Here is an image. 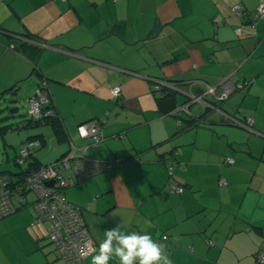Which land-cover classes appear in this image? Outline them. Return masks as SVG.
Wrapping results in <instances>:
<instances>
[{
    "label": "crops",
    "instance_id": "0c3cea01",
    "mask_svg": "<svg viewBox=\"0 0 264 264\" xmlns=\"http://www.w3.org/2000/svg\"><path fill=\"white\" fill-rule=\"evenodd\" d=\"M259 2L0 0V92L17 85L27 102L40 78L46 79L50 102L73 144L89 145L87 155L97 161L127 159L64 191L71 204L88 207L83 218L95 244L100 246L107 229L119 227L149 234L171 264H259L264 17L252 20ZM235 4L245 10L244 18L232 11ZM23 33L36 38L29 41ZM24 41L43 47L35 75L31 61L19 52ZM223 79L252 81L218 103L220 110L204 113L206 107L195 103L190 115L176 117L175 110L164 113L166 105L158 104L155 85L166 80H196L202 85L192 90L199 94L204 84L221 88ZM114 86L121 88L119 101L111 99ZM183 90L175 91L176 106L188 100L183 93L188 86ZM248 117L253 119L249 128L229 122L245 123ZM99 118L105 119V139L93 146L76 129ZM50 128L23 127L1 136L5 146H19L34 135L44 138ZM51 136L53 152L39 150L40 158L35 152L26 167L33 159L39 167L48 165L67 152V144ZM226 156L231 165L225 164ZM165 158L175 163L171 174ZM34 200L15 204L17 211L0 220L2 230L13 232L14 248L0 252V264H61L47 231L32 225ZM24 209L26 215L20 216ZM94 254L84 264H91ZM109 264H119L118 258Z\"/></svg>",
    "mask_w": 264,
    "mask_h": 264
},
{
    "label": "built area",
    "instance_id": "2783aa9c",
    "mask_svg": "<svg viewBox=\"0 0 264 264\" xmlns=\"http://www.w3.org/2000/svg\"><path fill=\"white\" fill-rule=\"evenodd\" d=\"M234 12L241 15L240 6L233 7ZM264 17V0L255 8L252 14L253 22L257 18ZM240 29L236 32L238 33ZM251 83L250 81L231 82L228 79H223L221 88L218 86L205 85V89L200 95L192 92H183L188 97L185 104L178 107L174 111L178 113L180 110H187L190 104H202V107H209L218 110L217 107L211 105L205 98L210 96L213 101L222 102L227 99L235 90H239ZM168 88L174 91H181L174 85L165 84ZM121 92L119 86L111 87L110 93L114 98H117ZM49 97L45 92L38 90L37 96L32 98L28 115L34 120L42 119L53 115L52 108H45L48 104ZM48 107V106H47ZM236 125H241L249 128L252 125V117H248L243 124L239 120L231 118ZM103 122V121H102ZM102 125L99 122L87 121L77 127V134L80 138H91L92 145L104 140L102 134ZM39 142V141H38ZM38 142L32 141L20 151L19 161L27 159L31 154L30 148H36ZM68 150L62 158L54 160L48 165L40 166L37 169H30L26 172L27 176L23 178H12L8 175L0 176V219L9 216L15 212V206L10 202L12 195L17 196L20 202H25L26 193H32L35 200L32 206L35 211V217L32 224L36 222L47 221L49 223L48 238L52 243H55L58 253L64 261V264H80L93 251V244L90 235L83 224V218L80 215V207L69 203L62 195L65 188L75 185V182L86 180L92 176H96L110 168L113 162L94 160L86 155V147H77L71 140L68 141ZM81 151L78 153L77 151ZM225 163L232 164L233 159L229 156L224 158ZM48 181H53L52 186L47 184ZM220 184L226 185L225 180H220ZM175 191L181 193L182 187L172 185ZM26 192L25 194L23 192ZM23 193V194H22ZM165 238V237H164ZM259 261L264 264V250L259 252Z\"/></svg>",
    "mask_w": 264,
    "mask_h": 264
},
{
    "label": "trees",
    "instance_id": "16d2710c",
    "mask_svg": "<svg viewBox=\"0 0 264 264\" xmlns=\"http://www.w3.org/2000/svg\"><path fill=\"white\" fill-rule=\"evenodd\" d=\"M62 1H67V0H62ZM260 3V2H259ZM240 6L239 4H235L234 6ZM234 6H232V11L234 12V10H233V7ZM240 8H241V12H242V14L241 15H243V18H244V16L246 15L245 13V10L244 9H242V7L240 6ZM256 8V7H255ZM244 10V11H243ZM255 11V10H254ZM236 13V12H235ZM254 13V12H253ZM237 14V13H236ZM240 15V16H241ZM257 19H259V18H257ZM256 19V20H257ZM256 22V21H255ZM254 22V23H255ZM237 30V29H236ZM24 34V33H23ZM24 35H26L25 37H26V39L27 40H29V41H34V39L36 38L35 37V35L33 36L32 34H30V33H25ZM29 41H24L22 44H21V46L19 47V52L22 54V55H24V57H26V58H28V60L29 61H31V63L33 64L32 66H33V71H32V74H36V73H38V71H39V69L36 67V65H35V61H36V59L39 57L38 55H39V53H40V51L42 50V46H40L39 44H33V43H31V42H29ZM247 81H252L251 79H248ZM247 81H245V82H247ZM162 84H158V85H155V90L157 91V93L159 94L158 96V99H157V101H158V104L160 105V104H162V103H164V105H166L165 107H167L166 108V110H162L164 113H166L167 111H172V110H178V107H180L181 105H183V104H185L186 102H183V103H181L179 106L177 105H175V102H176V95H177V93L174 91V90H172V89H170V88H168L167 86H164L165 84H168V85H174L176 88H179L181 91H184L183 89H185V87H187L188 86V91L187 92H189V90H190V92H192L193 94H196V95H200V93L201 92H203L204 91V89H205V85L206 84H204L203 85V90L201 89V92L199 93V94H197V93H195V92H193V87L194 86H196V85H200L199 84V82L198 81H196V80H188L187 81V83H185L184 81H176V82H171V81H168V80H166L165 81V83L164 82H161ZM183 84V85H182ZM185 84V85H184ZM202 85V84H201ZM248 85V84H247ZM47 87H48V83H47V80L46 79H43L42 77L40 78V82H39V85H38V87L36 88V92L31 96V97H29L28 98V100H27V103H28V109H27V112H26V115H27V118H26V120H24V126L23 127H38V125H48V126H50L51 128V133L53 134V136L54 137H56L57 138V140L59 141V142H65L66 144H67V148H68V141L69 140H71L70 139V137H68L67 136V134L65 133V130H64V128H63V125L60 123V121H59V118H58V114L56 113V111H55V109H54V107L52 106V102H50V97H49V94H48V92L49 91H47ZM245 87H247V86H245ZM244 87V88H245ZM244 88H242V89H244ZM242 89H239V90H242ZM38 90H40V91H43V92H45V94H46V96L47 97H49V100H48V104H46V106H45V108H52L53 109V115H50L49 117H45V118H42V119H38V120H34V119H32L31 117H30V115H28V110H29V108H30V103H29V101L32 99V98H35L36 96H37V92H38ZM237 91V90H236ZM6 94H11V100L12 101H18V100H20V92L18 91V86L17 85H13V86H11L10 88H8V89H6V90H4V91H2V92H0V99H3L4 97H5V95ZM111 94V93H110ZM120 95H121V92H120V94L118 95V97L117 98H114L112 95H111V99L112 100H114V101H119V97H120ZM229 98V97H228ZM205 101H207L208 103H210L211 105H214L215 107H217V109L218 110H220V106L218 105V103H221V102H217V101H213L212 99H211V97L210 96H207L206 98H205ZM225 101V100H224ZM224 101H222V102H224ZM48 106V107H47ZM176 106V107H175ZM189 106H191V105H189ZM15 109V108H14ZM168 109V110H167ZM208 109H209V107H206L205 108V110H204V113L205 112H207L208 111ZM222 110V109H221ZM181 113H185V114H187V115H190V110H189V107H188V109L187 110H180L178 113H175L174 114V112H173V114L176 116V117H179V115L181 114ZM203 116V115H202ZM198 119H201V118H198ZM197 119V120H198ZM236 120V119H235ZM238 120V119H237ZM89 121H93V122H99V124H104L103 122L105 121V119L104 118H99V119H96V120H89ZM103 121V122H102ZM239 121H241V120H239ZM87 122V121H86ZM229 122L231 123V124H234V125H236L233 121H231V119L229 120ZM242 122V121H241ZM243 123V122H242ZM244 124V123H243ZM238 125V124H237ZM236 125V126H237ZM23 127H22V125L20 124H18V123H16V125L15 126H13L12 124H10V125H4V126H2V127H0V138L1 139H3L4 140V138L1 136L2 135V133H5V131L6 130H12V129H14V130H18V129H23ZM76 132H77V129H76ZM77 136H78V134H77ZM79 138H80V136H79ZM81 140H85V139H87V138H85V139H82V138H80ZM89 139H91V138H89ZM104 139H105V136H104ZM2 140V141H3ZM32 141H36V142H38V146L36 147V148H30V150L32 151L31 152V154L28 156V158L27 159H23V160H21V161H19L18 160V158L20 157V151H21V149L22 148H24V144L25 145H27L29 142H32ZM91 142H93L92 141V139H91ZM100 143V142H99ZM3 144H4V141H3ZM43 144H44V138H43V135L42 134H38V136L37 135H34V136H31V137H28V139H27V142H22L19 146H18V148L17 149H15L16 151H15V156H14V158L12 159L13 161H14V163H15V165L16 166H18L19 167V172H17V173H13V171H6L5 169H1L0 170V176H2V175H8V176H11L13 179L14 178H23L24 176H27V174H26V172H28V170H30V169H37V168H39V166L34 162V159H33V161H30V163H29V166L28 167H24L23 165L24 164H26L27 162V160L28 159H31L32 157H33V155H34V152H35V150L36 149H39L40 147H42L43 146ZM75 144V143H74ZM76 145V144H75ZM77 147H79V148H81V147H86L87 149H86V155H87V150H88V147H89V145H85V146H78V145H76ZM4 147H6L5 146V144H4ZM69 149V148H68ZM67 149V150H68ZM78 153H81V151H77ZM5 154H7L6 153V151H5ZM63 155H65V153L63 154ZM63 155H62V157H63ZM62 157H60V158H62ZM87 157H88V155H87ZM171 156H170V154H169V158H170ZM8 157H7V155H6V159H7ZM60 158H58V159H60ZM90 158V157H89ZM166 159V158H165ZM7 160H9V159H7ZM127 159L126 158H121V159H114V161H112L113 162V165L112 166H110V168L111 167H113L114 165H117V164H120L121 162H125ZM166 168H167V170H168V172H169V174H171L172 172H173V169H174V167H173V165L175 164L174 162H172V161H169V160H167L166 159ZM226 165L228 164V165H231V164H229V163H225ZM23 166V167H22ZM2 167V166H1ZM109 168V169H110ZM109 169H107L106 171H108ZM105 172V171H104ZM103 173V172H102ZM93 177V176H92ZM91 178V177H90ZM87 179H89V178H87ZM86 179V180H87ZM85 179L84 180H81V181H76L75 182V185H77V184H80V183H83V182H85L86 181ZM75 185H73V186H70V187H67V188H65L64 189V191L66 190V189H68V188H71V187H75ZM182 190H183V187H182ZM64 191H63V193H62V195H64ZM24 194L26 193L25 191L23 192ZM22 193V194H23ZM24 197L26 198V201L25 202H20L19 200H18V198H17V196H15V195H12L11 197H10V202L15 206V204H19V205H21V206H25V204L27 203V201H28V199H29V197H28V193H26L25 195H24ZM68 201V200H67ZM69 202V201H68ZM70 203V202H69ZM76 206H78V205H76ZM78 207H80V215H81V218H83V212L85 211V210H87L88 209V207H84V206H78ZM17 211V207H15V212ZM14 212V213H15ZM13 214V213H12ZM12 214H10V215H12ZM35 216V215H34ZM5 218V217H4ZM3 219V218H2ZM34 219V218H33ZM1 220V219H0ZM34 221V220H33ZM42 222H45V223H47V228H46V231H47V239H48V241H49V243H51L53 246H54V251L56 252V254H58V256H59V259H60V261H61V264H64V261H63V259L61 258V256H60V254L58 253V250H57V247H56V245H55V243H52L50 240H49V238H48V228H49V223L47 222V221H42ZM42 222H36L35 224H41ZM83 224H84V227H85V229L87 230V225H86V221H85V218H83ZM34 225V224H33ZM257 231H259V232H261L260 231V229L258 228V229H256ZM87 232H88V234L90 235V233H89V230H87ZM90 239H91V241H92V238H91V235H90ZM92 244H93V251L92 252H90V254H92V253H96V251L99 249V246L97 245V244H95V242L94 241H92ZM261 250H264V248H262V247H259V249L257 250V252H256V254H255V257H256V262L257 263H259V264H263V263H261L260 261H259V257H258V255H259V252L261 251ZM90 256V255H89ZM88 257V256H87ZM86 257V258H87ZM85 258V259H86ZM85 259H84V261H82L80 264H84V262H85Z\"/></svg>",
    "mask_w": 264,
    "mask_h": 264
},
{
    "label": "clouds",
    "instance_id": "9594fccd",
    "mask_svg": "<svg viewBox=\"0 0 264 264\" xmlns=\"http://www.w3.org/2000/svg\"><path fill=\"white\" fill-rule=\"evenodd\" d=\"M113 257L118 258L119 264H171L161 245L149 234L126 232L119 227L105 231L91 264H109Z\"/></svg>",
    "mask_w": 264,
    "mask_h": 264
},
{
    "label": "rangeland",
    "instance_id": "374dc122",
    "mask_svg": "<svg viewBox=\"0 0 264 264\" xmlns=\"http://www.w3.org/2000/svg\"><path fill=\"white\" fill-rule=\"evenodd\" d=\"M14 108H17L18 110L16 112H12V109ZM27 109H28V103L26 102V100H24V98L21 95H20V100L12 101L11 94H6L3 99H0V127L4 125H10V124L15 126L16 123H18L19 125L20 124L22 125L24 123V120H26L27 118V115H26ZM28 128H31V127H28ZM45 132L46 133H44V138H46L47 140L46 145L35 150L36 154L38 153L39 158H40V152L44 153L46 151V155L48 156L51 154V152H53L52 143L54 142V140H53V137L51 136V132L49 131V129H47V131ZM17 148L18 146H12V145L11 146L8 145L4 147L3 141L0 138V168L1 169H5L6 171H13V173L19 172V167L16 166L14 161L12 160L15 156V151H16L15 149ZM42 149L43 151L39 152V150H42ZM5 151L7 154H5ZM6 155L8 157L7 159L9 160L6 159ZM41 158H42L41 160L44 161L43 156H41ZM26 165L27 164H24L23 166L25 167ZM70 189L71 188H68L67 190H70ZM28 197L35 198L32 193H29ZM19 213H22L20 214V216L26 215L27 210L24 209L20 211ZM1 224H3V220L0 221V226ZM37 226L38 227H35V229H37L38 232L40 231L42 232L44 231V229L46 231V228L48 225L47 223L42 222L41 224ZM0 234H3L2 236H0V252L1 251L7 252V251H10L11 249L14 252V248H12V244L10 241V237L13 235V232L6 233L5 230H2L0 227Z\"/></svg>",
    "mask_w": 264,
    "mask_h": 264
},
{
    "label": "water",
    "instance_id": "95a60500",
    "mask_svg": "<svg viewBox=\"0 0 264 264\" xmlns=\"http://www.w3.org/2000/svg\"><path fill=\"white\" fill-rule=\"evenodd\" d=\"M16 111H17V108L12 109V112H16ZM52 182H53V181H48L47 184H48L49 186H52Z\"/></svg>",
    "mask_w": 264,
    "mask_h": 264
}]
</instances>
